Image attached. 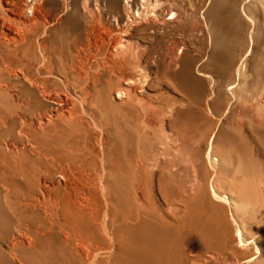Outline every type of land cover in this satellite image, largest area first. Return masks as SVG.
<instances>
[{"label": "rangeland", "instance_id": "374dc122", "mask_svg": "<svg viewBox=\"0 0 264 264\" xmlns=\"http://www.w3.org/2000/svg\"><path fill=\"white\" fill-rule=\"evenodd\" d=\"M116 1L118 8L115 9L111 7L110 0L36 1L44 5L46 19L49 22L45 34H39V37L50 38L54 71L61 69L67 72L73 61L76 60V63L73 64L78 68L81 67L77 69L82 76L80 79L77 78L78 81L82 79L78 82L79 88L83 86L80 89L82 91L76 92L77 95L71 94L70 100L67 101L70 103L72 100L77 106L76 108L73 106L75 109L73 112L77 111L76 115L78 113L77 119L73 118L72 120H66L63 118V114L55 115L57 106L54 107V104L46 99L41 98L42 103L36 106L35 98L23 92L20 86L14 90L19 94L15 93L16 95L13 97L10 96L12 93L9 90L0 89V93H2L0 95V264H153L152 259H149V263L142 260V244H139V236L132 229L137 217L145 224V231L150 233L151 229L152 234L156 232L152 239L157 240V244H160L161 248L157 254L158 261L154 264H264V61L262 62L264 60V0H238V2L237 0H224L225 2L222 0ZM29 2L28 5L31 6L32 2ZM159 3L163 4L162 8ZM228 4L233 8L234 15L229 21L232 24L229 23V26H226L217 17H219L221 6ZM155 5L156 8L159 5L157 9H155ZM169 8H174L175 12L179 13L176 14L178 16L170 18ZM236 20L240 23H236ZM213 23H215V27H213ZM73 26L75 27L73 28ZM255 35H261V37ZM245 38L249 39V43ZM236 42H240V44L237 45ZM54 48L56 49L54 50ZM57 56H60V59ZM86 56L90 59H87ZM121 57L123 59L126 57L127 61H123ZM128 58H131L133 62ZM62 60L66 64L61 62ZM120 60L122 61L120 62ZM83 64L85 68L82 66ZM185 65L190 67L194 76L201 79L203 87L201 94H196L195 84L192 81L182 78L181 74L184 72ZM86 76L87 78H85ZM119 78L121 79L119 80ZM104 79L107 83H104ZM108 79L111 81L110 83L107 81ZM122 79L123 81H121ZM130 80L134 91L132 96L129 95L127 98L122 90L125 91ZM10 82H16L18 85L20 83L14 79ZM52 82L54 83V81ZM111 83H114L112 86H115L111 87ZM174 83L176 84L174 85ZM177 83H179L178 86ZM84 86H88L89 97L83 94ZM118 86L120 89H115ZM121 87L123 88L121 89ZM107 89L108 91H105ZM110 90L112 92H109ZM76 97L77 99H74ZM93 97L97 99L94 101ZM133 97H135V102ZM29 98H33L32 101H34L32 102ZM139 99H141L140 102ZM192 100L196 104L194 107ZM124 101H129L126 103L128 105H125ZM26 102H29V106ZM120 103L124 105L122 106ZM91 104L95 105V108ZM25 105L27 108L24 107ZM81 105L84 108H81ZM58 106L60 107V105ZM68 106L69 108H67ZM68 106L65 108L66 110L71 108L70 104ZM149 106H152L153 110ZM37 107L40 108L37 109ZM143 108L147 109V112H144ZM168 108L171 110L170 112ZM154 110H158V112L156 113ZM166 110L168 111L165 112ZM82 111L86 113L83 114ZM104 111L108 113L109 118ZM12 112L18 115L14 120L9 117ZM178 113L179 115H177ZM162 114L163 117H161ZM155 115H157V119L154 118ZM139 116L143 121H140ZM40 117L50 118L51 124H48L46 131L42 134L38 132L37 135H30L26 129L27 123L37 122ZM114 117L115 120L120 119L121 121L118 120L120 121L118 123L117 120H112ZM78 119L80 120L78 121ZM157 120L158 122L162 120L158 126ZM108 121L111 122L110 125ZM128 122L131 124V128H128ZM90 123L92 131L89 128ZM133 124H135L134 128H132ZM175 125H179V127ZM146 126L151 129L147 128V130ZM152 127L155 128L152 129ZM83 128L86 129L85 132ZM115 129L116 133L114 132V134L112 131ZM134 129L136 132L133 131ZM117 130L119 138H117ZM123 131L127 133H123ZM126 134L127 136H125ZM131 134L136 137V142ZM62 135L64 136L62 137ZM143 136L145 137L143 138ZM124 137L126 140H121L125 139ZM96 138L98 142L95 140ZM83 139L86 144L81 142ZM129 142L132 143V146ZM126 145L127 147H125ZM139 146L143 148L141 147V149ZM145 150L147 155L143 153ZM125 152L127 155H124ZM134 152L136 153L134 154ZM87 159L90 160L91 165ZM139 159L143 164H139ZM153 160H155V166L152 164ZM157 162L158 165H156ZM142 165L148 166L144 168L145 166L142 167ZM169 166L172 168L170 169ZM130 167L134 168L132 172L129 170ZM155 167L165 173H161ZM135 169L140 172L137 174L138 171L134 172ZM173 169L177 173L172 171ZM77 171H83L85 174V197H89L90 204L97 209L98 221L104 219L111 229L113 254L111 253L112 257L109 259L101 253L92 262L86 263L85 260L64 246L57 220L50 219L56 223L55 225L41 226V220L54 217V208L60 207L63 197L69 196L73 192L71 187L74 183L73 173ZM148 172L155 175L149 177V174L152 173L148 174ZM206 173L208 174L205 175ZM100 174H102L101 177ZM126 174L130 178L126 177ZM131 175L136 177L133 179ZM169 177H171V181H168ZM126 179L128 182L125 181ZM139 180L145 182L141 183ZM173 180L174 182H172ZM199 181L201 186L200 184L196 186V183H200ZM106 183L108 184L106 185ZM164 183L167 184L166 187ZM202 183H207V185L202 186ZM231 184L232 186H230ZM180 186L181 188H179ZM169 189L170 193H168ZM213 190L217 191V195L220 196H212ZM76 199L78 202L84 199L79 190ZM130 199L131 202L134 201L131 203ZM183 200L186 204H183ZM129 205L130 208H128ZM215 207H218V210ZM134 211L136 212L134 213ZM179 214L183 215L180 217ZM219 214L221 215L219 216ZM158 222L161 224L158 225ZM186 223L188 225H185ZM204 226L207 229H204ZM26 228L30 231L26 232L29 238L25 237L30 242L29 246L17 244L16 240L20 235H23V232L27 231ZM36 229L41 232L39 235L35 234Z\"/></svg>", "mask_w": 264, "mask_h": 264}, {"label": "bare ground", "instance_id": "6f19581e", "mask_svg": "<svg viewBox=\"0 0 264 264\" xmlns=\"http://www.w3.org/2000/svg\"><path fill=\"white\" fill-rule=\"evenodd\" d=\"M28 1H30V2H32V5L30 6V5H28ZM36 1H38V0H0V89H2V90H9L12 94L10 95V96H15L16 94L15 93H17V92H15L14 90L17 88V86L19 87H21V90L23 91V92H26V94L27 95H29V96H32V97H34L35 98V100H36V106H38V105H40L41 103H42V99L41 98H43L44 100L46 99L47 101H50V102H52L53 104H54V107L55 106H57V109H56V113H55V115H58V114H63V118H66V120H72L73 118H75V119H77L76 118V116L78 115V113H77V115H76V112H73L75 109H73V106H75V103H73V101L71 100V102L70 103H68L67 101L68 100H70V98H71V94H73V95H77L76 94V92H80V91H82V90H80V89H82V86L79 88V85L80 84H78V82L79 81H81V80H77V78H79L80 79V76H81V74H80V71L78 70L79 68H81V67H76L75 66V64H73L75 61H73V63H72V65L69 67V71H67L66 72V70L65 71H62L61 69L60 70H57V71H54V68L52 67L53 65V58H52V50H51V48H50V46H52V45H50V38L49 37H39V34H45L44 32H45V30H46V26L48 25V21H47V19H46V11H45V9H44V5L41 3V2H36ZM71 1V0H70ZM147 1V0H146ZM149 1V0H148ZM147 1V2H148ZM157 1V0H156ZM222 1H224V0H222ZM29 2V3H30ZM221 2V1H220ZM225 2V1H224ZM227 2V1H226ZM230 2V1H229ZM237 2H238V0H237ZM242 2V1H241ZM248 2V1H247ZM246 2V3H247ZM145 4H147L146 2H144ZM164 3V2H163ZM219 3V2H218ZM70 4V3H69ZM77 4H78V2H77ZM160 4V3H159ZM165 4V3H164ZM172 5H173V2L171 3ZM179 4V3H178ZM216 4V3H215ZM223 4V3H222ZM238 4V3H237ZM241 4V3H240ZM110 5H111V7L112 8H118V3H117V1L116 0H110ZM128 5H129V3H128ZM163 5V4H162ZM161 4H160V6H161V8L163 7ZM174 5H176V4H174ZM180 5V4H179ZM218 5V4H217ZM245 5V4H244ZM30 6V7H29ZM158 6L159 5H157V8H158ZM165 6V5H164ZM167 6V5H166ZM171 6V5H170ZM169 6V7H170ZM178 6V5H177ZM173 7V6H172ZM181 7V6H180ZM213 7H215V6H213ZM217 7H219V6H217ZM216 7V8H217ZM222 8L220 9L221 11H220V14H219V17H217V18H219V21L220 22H224V24H226V26H229L228 24L230 23L229 21L233 18V15H234V11H233V8L231 7V5L230 4H228V5H222L221 6ZM238 7V6H237ZM29 8V9H28ZM156 8V5H155V9H157ZM178 8V7H177ZM160 9V8H159ZM179 9V8H178ZM239 9V8H238ZM250 9V8H249ZM235 10H237V9H235ZM243 11H244V9H242ZM246 10V9H245ZM248 10V9H247ZM159 11V10H158ZM164 11V10H163ZM249 11H251V10H249ZM212 12V11H211ZM157 13V12H156ZM167 13V12H166ZM213 13V12H212ZM216 13V12H215ZM241 13H244V12H241ZM246 13H247V11H246ZM251 13V12H250ZM252 13H253V11H252ZM264 13V12H263ZM139 14H141V13H139ZM169 14L171 15L170 16V18H172L173 19V17H175V15L176 14H179V13H177V11L175 12V10H174V8H169ZM254 14V13H253ZM156 15V14H155ZM212 15V14H211ZM215 15V14H214ZM238 15V14H237ZM244 15V14H243ZM264 15V14H263ZM176 16H178V15H176ZM249 16H251V15H249ZM215 17H216V15H215ZM239 17V16H238ZM237 17V18H238ZM158 18V17H157ZM234 18L236 19V17L234 16ZM249 18V17H248ZM251 19H253V18H251ZM214 20V19H213ZM238 21H239V18H238ZM237 20H236V23L238 22ZM242 21V20H241ZM77 22V21H76ZM213 22V21H212ZM215 22V21H214ZM250 22V21H249ZM238 23H240V22H238ZM258 23V22H257ZM257 23H255V24H257ZM215 23H213V25H214ZM230 24H232V23H230ZM234 24V23H233ZM245 24V23H244ZM255 24H253V25H255ZM261 24V23H260ZM238 25V24H237ZM250 25V24H249ZM240 26V25H239ZM238 26V27H239ZM248 26V25H247ZM247 26H246V28H247ZM257 26H258V24H257ZM75 26H73V28H74ZM213 27H215V25L213 26ZM255 27V26H254ZM258 28H259V26H258ZM258 28H257V30H258ZM241 29H243V28H241ZM245 29V28H244ZM240 30V29H239ZM247 30V29H246ZM246 30H244V31H246ZM254 30V29H253ZM253 30H251V31H253ZM235 31V30H234ZM238 31V30H237ZM248 31V30H247ZM217 33V32H216ZM240 33H241V31H240ZM240 33H238V34H240ZM242 33H243V30H242ZM254 33V32H253ZM62 34V33H61ZM79 34V33H78ZM246 34H248L247 32H246ZM257 34V33H256ZM259 34H260V32H259ZM42 35V36H43ZM233 35V34H232ZM235 35V34H234ZM242 35V34H241ZM251 35V34H250ZM61 36V35H60ZM245 37H246V35H244ZM253 36V35H252ZM256 36V35H255ZM258 36H260L261 37V35H257L256 37H258ZM65 37V36H64ZM214 38V37H213ZM242 38V37H241ZM240 38V39H241ZM247 38H249L248 36H247ZM263 38V37H262ZM58 39V38H57ZM76 39V38H75ZM236 39V38H235ZM238 39H239V36H238ZM237 39V40H238ZM246 39V38H245ZM256 39V38H255ZM259 39H261V38H259ZM264 39V38H263ZM65 40V39H64ZM63 40V41H64ZM115 40V39H114ZM232 40V39H231ZM247 40V39H246ZM249 40V39H248ZM248 40H247V42H248ZM254 40V39H253ZM55 41V40H54ZM62 41V40H61ZM116 41V40H115ZM241 41V40H240ZM256 41V40H255ZM257 41H258V39H257ZM261 41V40H260ZM71 42V41H70ZM214 42V41H213ZM235 42V41H234ZM233 42V43H234ZM116 43V42H115ZM119 43V42H118ZM232 43V42H231ZM237 43V42H236ZM249 43V42H248ZM252 43V42H251ZM257 43V42H256ZM261 43V42H260ZM238 44H240V42H238L237 43V45ZM58 45V44H57ZM214 45H215V43H214ZM76 46V45H75ZM243 46V45H242ZM246 46V45H245ZM72 47V46H71ZM234 48V47H233ZM232 48V49H233ZM243 48V47H242ZM241 48V49H242ZM245 48H247V47H245ZM252 48V47H251ZM262 48V47H261ZM56 48H54V50H55ZM231 49V48H230ZM240 49V50H241ZM244 49V48H243ZM60 50V49H59ZM79 50V49H78ZM234 50V49H233ZM245 50V49H244ZM248 50V49H247ZM62 52V51H61ZM64 52H66V51H64ZM238 52V51H237ZM245 52V51H244ZM54 53V52H53ZM78 53V52H77ZM233 53V52H232ZM249 53V52H248ZM79 54V53H78ZM77 54V55H78ZM231 54V53H230ZM250 54V53H249ZM55 55V54H54ZM70 55H71V52H70ZM240 55H241V53H240ZM247 55V54H246ZM245 55V56H246ZM56 56V55H55ZM60 56H61V54H60ZM60 56H57L59 59H60ZM63 56H65V55H63ZM91 56V55H90ZM211 56V55H210ZM239 56V55H238ZM73 57H74V59H76L75 58V56H74V54H73ZM79 57V56H78ZM85 57V56H84ZM87 57V56H86ZM131 58H132V56H130ZM236 57V56H235ZM56 58V57H55ZM66 58H67V56H66ZM81 58H82V56H81ZM122 58V57H121ZM126 58V57H125ZM123 59V61H125L126 59ZM131 58H128V59H131ZM260 58V57H259ZM261 58H263V57H261ZM57 59V58H56ZM62 59V58H61ZM83 59V58H82ZM87 59H90V58H88L87 57ZM119 59V58H118ZM228 59H231V58H228ZM257 59V58H256ZM117 60V59H116ZM132 60V59H131ZM130 60V61H131ZM236 60V59H235ZM71 61H72V58H71ZM89 61V60H88ZM122 60H120V62H121ZM127 61V60H126ZM182 61V60H181ZM188 61V60H187ZM231 61V60H230ZM232 61H234L233 59H232ZM264 60H262V62H263ZM61 62H63V60L61 61ZM60 62V63H61ZM67 62H68V60H67ZM83 62H84V60H83ZM131 62H133V60L131 61ZM180 62V61H179ZM229 62V61H228ZM64 63V62H63ZM63 63H61V64H63ZM76 63V62H75ZM123 63H125L126 64V62H123ZM122 63V64H123ZM130 63V62H129ZM128 63V64H129ZM259 63H261V61H259ZM60 64V65H61ZM64 64H66V63H64ZM70 64V63H69ZM87 64H89V63H87ZM92 64V63H91ZM91 64H90V66H91ZM133 64V63H132ZM132 64H131V66H132ZM179 64V63H178ZM212 64V63H211ZM232 64H233V62H232ZM241 64H243V63H241ZM77 65V64H76ZM120 65V64H119ZM124 65V64H123ZM130 65V64H129ZM226 65H228V64H226ZM229 65H231V64H229ZM62 66H64V65H62ZM80 66V65H79ZM83 67H84V64L82 65ZM113 65H111V67H112ZM121 66V65H120ZM241 66V65H240ZM239 66V68H241ZM82 67V68H83ZM93 67V66H92ZM128 67H130V66H128ZM56 68V67H55ZM63 68V67H62ZM64 68H65V66H64ZM64 68H63V70H64ZM78 68V69H77ZM85 68V67H84ZM88 68V67H87ZM87 68H86V70H87ZM113 68H114V66H113ZM116 68V67H115ZM120 68V67H119ZM122 68V67H121ZM180 68H181V66H180ZM221 68H223V67H221ZM184 70V72L181 74V76H182V78H186L187 80H190V81H192L195 85V92H196V94L197 95H199V94H201V92L203 91V87H202V83H201V79H198L196 76H194L193 74H192V70L190 69V67L188 66V65H185L184 66V68H183ZM201 69V68H200ZM67 70H68V68H67ZM115 70V69H114ZM131 70V69H130ZM180 70V69H179ZM202 70V69H201ZM222 70V69H221ZM82 71H83V69H82ZM85 71V70H84ZM89 71V70H88ZM113 71V70H112ZM111 71V72H112ZM197 71V70H196ZM225 71V70H224ZM121 72V71H120ZM119 72V73H120ZM198 72H200L199 70H198ZM85 73V72H84ZM113 73V72H112ZM224 73V72H223ZM229 73V72H228ZM231 73V72H230ZM109 74V73H108ZM115 74V73H114ZM202 74V73H201ZM204 74V73H203ZM225 74V73H224ZM84 75V74H83ZM107 75V74H106ZM110 75H112V74H110ZM198 75V74H197ZM220 75V74H219ZM98 76V75H97ZM112 76H114V75H112ZM123 76V75H122ZM82 77V76H81ZM89 77V76H88ZM100 77V76H99ZM106 77V76H105ZM104 77V78H105ZM121 77V76H120ZM229 77V76H228ZM52 78V79H51ZM85 78H87V76L85 77ZM84 78V79H85ZM90 78V77H89ZM96 78V77H95ZM98 78V77H97ZM109 78H111V77H109ZM122 78V77H121ZM121 78H119V80L121 79ZM123 78H124V76H123ZM176 78H177V76H176ZM15 80V81H20V83H19V85L18 84H16V82H13V83H11L10 82V80ZM83 79V80H84ZM107 79V78H106ZM114 79H116V78H114ZM171 79V78H170ZM225 79H226V76H225ZM98 80V79H97ZM173 80V79H172ZM52 81H54V83H55V85H52V84H54ZM86 81V80H85ZM100 81H101V79H100ZM104 83H107L106 82V80L104 79ZM107 81H109V79L107 80ZM114 81V80H113ZM116 81H118V80H116ZM121 81H123V79L121 80ZM51 82H52V84H51ZM84 82V81H83ZM82 82V83H83ZM88 82H89V80H88ZM111 81H109V83H110ZM118 82H120V81H118ZM135 82V81H134ZM235 82V81H234ZM100 83V82H99ZM117 83V82H116ZM130 83H132V81L130 80L129 82H128V86L125 88V91L123 92V90H122V93L124 94L125 93V97H127V98H129V95H131L132 96V94H133V91H134V88H133V86L132 85H130ZM233 83V82H232ZM231 83V84H232ZM88 84H90V83H88ZM87 84V85H88ZM112 84H114V83H111V87H113V86H115V85H113L112 86ZM119 84V83H118ZM176 83H174V85H175ZM101 85V84H100ZM105 85H107L108 86V84H105ZM104 85V86H105ZM135 85V84H134ZM179 85V83H177V86ZM103 86V87H104ZM181 86H183V85H181ZM231 86H233V85H231ZM85 88H83L84 90H83V94L84 95H87L88 96V86H84ZM100 87V86H99ZM99 87H97V88H99ZM106 87V86H105ZM119 87V86H118ZM118 87H116L115 89H120V87L118 88ZM124 87V86H123ZM123 87H121V89L123 88ZM212 87V86H211ZM235 87V86H234ZM213 88V87H212ZM229 88H231L230 86H229ZM18 89V88H17ZM16 89V90H17ZM106 89V88H105ZM111 89V88H110ZM114 89V88H113ZM136 89H137V87H136ZM179 90H181L180 88H179ZM212 90H214V89H212ZM232 90V89H231ZM234 90V89H233ZM22 91H21V93H22ZM96 91V90H95ZM105 91H108V89L107 90H105ZM220 91V90H219ZM109 92H112V90H110ZM181 92H183V91H181ZM235 92V91H234ZM233 92V93H234ZM96 93V92H95ZM208 93H210V92H208ZM19 93H17V95H18ZM25 94V95H26ZM212 94V93H211ZM236 94V93H235ZM0 95H2V93H0ZM4 95V94H3ZM73 95H72V98H73ZM104 95V94H103ZM109 95H110V93H109ZM135 95V94H134ZM225 95V94H224ZM234 95V94H233ZM39 96H41V97H39ZM78 96H80V95H78ZM95 96V95H94ZM96 96H97V94H96ZM124 96V95H123ZM137 96V95H136ZM187 96V95H186ZM201 96V95H200ZM208 96V95H207ZM2 97V96H1ZM7 97V96H6ZM11 97V98H12ZM19 97V96H18ZM28 97V96H27ZM89 97V96H88ZM92 97V96H91ZM104 97V96H103ZM196 97V96H195ZM225 98H226V96H224ZM223 97V98H224ZM15 98V97H14ZM83 98V97H82ZM85 98V97H84ZM83 98V99H84ZM134 98V102H135V97H133ZM191 98V97H190ZM203 98V97H202ZM221 98V97H220ZM7 99V98H6ZM30 99V98H29ZM33 99V98H32ZM32 99H30L31 101H32ZM74 99H77V97L76 98H74ZM93 99H94V101H95V99H97V98H95V97H93ZM92 99V100H93ZM101 99V98H100ZM105 99V98H104ZM107 99H108V97H107ZM130 99H132L131 97H130ZM88 100V99H87ZM91 100V99H90ZM106 100V99H105ZM128 100V99H127ZM133 100V99H132ZM132 100H130V101H132ZM191 100V99H190ZM189 100V101H190ZM11 101V100H10ZM34 101V100H33ZM32 101V102H33ZM41 101V102H40ZM78 101V100H77ZM84 102H85V100H83ZM93 101V104H95V102ZM126 101V100H125ZM124 101V102H125ZM141 101V99H139V102ZM174 101V100H173ZM175 101H176V99H175ZM199 101V100H198ZM45 102V101H44ZM43 102V103H44ZM65 102H67V103H65ZM123 102V101H122ZM129 101H127V102H125L124 104L125 105H128V104H126V103H128ZM134 102H133V104H134ZM143 102V101H142ZM183 102V101H182ZM191 102H194L193 100L191 101ZM8 103H9V101H8ZM12 103V102H11ZM29 103V102H28ZM28 103L26 102V104L28 105ZM81 103H82V101H81ZM132 103V102H131ZM146 102H144V105H146L145 104ZM148 103V102H147ZM177 103V102H176ZM190 103V102H189ZM203 103V102H202ZM201 103V104H202ZM15 104V103H14ZM23 104H25L24 102H23ZM33 104H35V103H33ZM32 104V105H33ZM48 104H50L49 102H48ZM65 104V105H64ZM68 104H70L71 105V108L70 109H65L67 106H68ZM76 104H78L77 102H76ZM93 104H91V106H93ZM121 104V103H120ZM123 103L121 104L122 106L124 105ZM137 104H138V101H137V103H136V107H137ZM142 104V103H141ZM173 104H174V102H173ZM180 104V103H179ZM194 105H192L193 107L194 106H196V104H195V102L193 103ZM18 105V104H17ZM27 105H25L24 107H26L27 108ZM47 105V104H46ZM51 105V104H50ZM58 105H60V107L58 106ZM86 105V104H85ZM89 105V104H88ZM117 105V104H116ZM135 105V104H134ZM149 105V104H148ZM151 105H153V104H151ZM204 105H205V103H204ZM14 106V105H13ZM16 106V105H15ZM29 106V105H28ZM35 106V107H36ZM52 106V105H51ZM95 106V105H94ZM93 106V107H94ZM119 106V105H118ZM139 106H140V104H139ZM250 106V105H249ZM253 106V105H252ZM252 106H250V107H252ZM33 107V106H32ZM46 107V106H45ZM53 107V106H52ZM77 106H75V108H76ZM92 107V108H93ZM106 107H108V106H106ZM105 107V108H106ZM115 107V106H114ZM117 107V106H116ZM121 107V106H120ZM128 107V106H127ZM131 107H132V105H131ZM148 107V106H147ZM146 107V108H147ZM150 107V106H149ZM15 108V107H14ZM25 108V109H26ZM28 108H30V107H28ZM38 108H40V107H37V109ZM67 108H69V106L67 107ZM81 108H84V106L82 107V105H81ZM91 108V107H90ZM95 108V107H94ZM119 108V107H118ZM129 108V107H128ZM135 108V106L133 107V109ZM141 108H142V106H141ZM145 108V107H144ZM144 108H143V110H144ZM152 108V106L150 107V109ZM163 108V107H162ZM171 108H175V107H171ZM198 108H199V105H198ZM37 109H30V110H37ZM72 109V110H71ZM108 109V108H107ZM106 109V110H107ZM120 109V108H119ZM118 109V110H119ZM155 109V108H154ZM164 109V108H163ZM169 109V108H168ZM200 109H203V108H201L200 107ZM27 110H29V109H27ZM71 110V111H70ZM80 110V109H79ZM78 110V111H79ZM83 110V109H82ZM104 110V109H103ZM102 110V111H103ZM110 110V109H109ZM130 110H131V108H130ZM142 110V109H141ZM147 110V109H146ZM146 110H144V112H147ZM151 110H153V109H151ZM160 110V109H159ZM220 110V109H219ZM14 111V110H13ZM48 111V110H47ZM86 111V110H85ZM97 111H99V109H97ZM101 111V110H100ZM154 111H156V113L158 112V110H154ZM162 111V110H161ZM168 110H166L165 112H167ZM171 110L169 109V112H170ZM173 111H174V109H173ZM24 112H25V110H24ZM27 112V111H26ZM104 112H106V111H104ZM103 112V113H104ZM133 112H134V110H133ZM164 112V111H163ZM191 112V111H190ZM41 113V112H40ZM40 113H38V114H40ZM45 113V112H44ZM82 113H83V111H82ZM84 113H86V112H84ZM83 113V114H84ZM88 113V112H87ZM92 113V112H91ZM107 113V112H106ZM155 113V112H154ZM159 113H161V112H159ZM172 113V112H171ZM174 113V112H173ZM192 113V112H191ZM195 113V112H194ZM198 113V112H197ZM47 114V113H46ZM49 114V113H48ZM81 114V113H80ZM80 114H79V116H80ZM126 114V113H125ZM129 114H130V111H129ZM132 115H134L133 113H131ZM136 114V113H135ZM145 114H148V113H145ZM151 114V113H150ZM164 114V113H163ZM163 114L161 115V117H163ZM167 114H169V113H167ZM190 114V113H189ZM45 115V114H44ZM51 115V114H50ZM50 115H49V117H50ZM90 115V114H89ZM93 115V114H92ZM91 115V116H92ZM97 115V114H96ZM107 115H108V113H107ZM177 115H179V113L177 114ZM195 115H197L196 113H195ZM4 116H6L5 114H4ZM18 115H17V113H14V112H12V114H9V117L10 118H12L13 120H14V118H16ZM46 116V115H45ZM87 116V115H86ZM95 116V115H94ZM101 116H104V115H101ZM113 116V115H112ZM111 116V117H112ZM135 116V115H134ZM138 116V115H137ZM137 116H136V118H137ZM145 116V115H144ZM156 116L157 115H155V117L154 118H156ZM164 116H166V114H164ZM175 116V115H174ZM58 117V116H57ZM83 117V119H84V116H82ZM99 117V116H98ZM105 117V116H104ZM131 117V116H130ZM140 117V116H139ZM146 117V116H145ZM151 117V116H150ZM169 117V116H168ZM170 117H171V114H170ZM191 117V116H190ZM193 117H195V116H193ZM197 117V116H196ZM53 118V117H52ZM62 118V117H61ZM86 118V117H85ZM90 118V117H89ZM92 118V117H91ZM106 118V117H105ZM104 118V119H105ZM108 118H109V115H108ZM116 118H117V116H116ZM135 118V119H136ZM143 118V117H142ZM160 118V117H159ZM165 118V117H164ZM163 118V119H164ZM175 118V117H174ZM8 119V118H7ZM139 119H141V117L139 118ZM138 119V120H139ZM157 119V118H156ZM166 119V118H165ZM171 119V118H170ZM176 119V118H175ZM174 119V120H175ZM193 119V118H192ZM54 120V119H53ZM57 120V119H56ZM58 120H60V119H58ZM62 120V119H61ZM80 119H78V121H79ZM86 120V119H85ZM95 120V119H94ZM112 120H114V121H116L117 120V122L119 123L121 120L120 119H116L115 120V117L114 118H112ZM118 120H120V121H118ZM129 120H130V118H129ZM132 120H134V118H132ZM159 120V119H158ZM158 120L156 121V123H157V126H158V123H160L161 121H159L158 122ZM189 120V119H188ZM2 121V120H1ZM26 121V120H25ZM77 121V122H78ZM88 121V120H87ZM97 121V120H96ZM113 121V122H114ZM131 121V120H130ZM135 121V120H134ZM136 121H137V119H136ZM140 121H143L142 119L140 120ZM52 122H54V121H52ZM82 122V121H81ZM80 122V123H81ZM84 122V121H83ZM90 122V121H89ZM88 122V123H89ZM95 122V121H94ZM94 122H93V124H94ZM109 122V121H108ZM116 122V123H117ZM125 122V121H124ZM127 122V121H126ZM132 122V121H131ZM138 122V121H137ZM153 122H154V120H153ZM164 122H165V120H164ZM163 122V123H164ZM176 122V121H175ZM50 123V118H48V117H44V118H42V117H40V119H38V121L37 122H33V121H30V122H28L27 124V127H26V129H28V131H29V134L31 135H33V134H35V135H37L38 134V132H41V134H42V132H45L46 130V127L48 126V124ZM55 124H57L56 122H54ZM54 123H53V125H54ZM84 123H86V122H84ZM83 123V124H84ZM97 123V122H96ZM99 123H101V122H99ZM110 123L111 122H109L108 124L110 125ZM117 123V124H118ZM133 123V122H132ZM143 123V122H142ZM51 124V123H50ZM59 124V123H58ZM66 124V123H65ZM78 123H76V125H77ZM98 124V123H97ZM121 124V123H120ZM140 124V123H139ZM147 124V123H146ZM149 124V123H148ZM170 124H171V122H170ZM169 124V125H170ZM180 124V123H179ZM184 124V123H183ZM53 125H51V126H53ZM62 125H63V123H62ZM71 125H72V123H71ZM70 125V126H71ZM90 125V131H92L91 130V123L89 124ZM105 125V124H104ZM106 125H107V121H106ZM129 125V126H128ZM131 124H129V122H128V124H127V126H128V128L130 127L131 128V126H130ZM134 125L135 124H133V126H132V128H134ZM142 125V124H141ZM140 125V126H141ZM144 125V124H143ZM142 125V126H143ZM185 125V124H184ZM184 125H183V127H184ZM74 126H75V124H74ZM73 126V127H74ZM77 126H79V124L77 125ZM76 126V129L78 128ZM86 126V125H85ZM95 126V125H94ZM113 126V125H112ZM124 126H125V124H124ZM145 126V125H144ZM155 126V125H154ZM161 126V125H160ZM164 126V125H163ZM176 126V125H175ZM87 127V126H86ZM95 127H97V126H95ZM95 127H93V128H95ZM118 127V126H117ZM116 127V128H117ZM151 127V126H150ZM176 127H179V125H177ZM182 127V126H181ZM182 127V128H183ZM101 128V127H100ZM112 128V127H111ZM110 128V129H111ZM145 128V127H144ZM143 128V130H145ZM148 127L146 126V129H147ZM155 128V127H154ZM153 127H152V129H154ZM181 128V129H182ZM79 129H80V127H79ZM78 129V131L79 132H81L82 131V129H80L79 130ZM84 129V128H83ZM99 129V128H98ZM117 129H119V128H117ZM136 129V128H135ZM133 130L134 132H136V130ZM140 129H141V127H140ZM139 129V130H140ZM148 129H151V128H148ZM147 129V130H148ZM161 129H162V127H161ZM178 129V128H177ZM32 132H31V131ZM75 130V129H74ZM85 130L86 129H84L83 131L85 132ZM87 130H88V128H87ZM97 130V129H96ZM109 130V129H108ZM112 130H113V128H112ZM120 130V129H119ZM53 131V130H52ZM90 131H89V133H90ZM103 131V130H102ZM101 131V132H102ZM121 131V130H120ZM129 131V130H128ZM132 130H131V133L133 132ZM164 131V130H163ZM178 131V130H177ZM95 132V131H94ZM98 132H100V131H98ZM113 133L115 132L116 133V129H115V131H112ZM125 131H123V133H124ZM133 132V133H134ZM172 132V131H171ZM65 133V132H64ZM63 133V134H64ZM83 133V132H82ZM88 133V132H87ZM88 133V134H89ZM110 133V132H109ZM114 133V134H115ZM121 133H122V131H121ZM125 133H127V132H125ZM132 133V134H133ZM24 134V133H23ZM74 134V133H73ZM85 134V133H84ZM103 134H104V131H103ZM105 134H107V133H105ZM113 134V135H114ZM132 134H131V136H132ZM142 134H146V133H142ZM25 135V134H24ZM56 135V134H55ZM80 135V134H79ZM78 135V138L80 137ZM95 134L93 133V136H94ZM98 135V134H97ZM112 135V136H113ZM120 135V134H119ZM122 135V134H121ZM134 135V134H133ZM140 135H141V133H140ZM27 136V135H26ZM51 136V135H50ZM64 135H62V137H63ZM88 136V135H87ZM90 136H91V134H90ZM111 136V135H110ZM123 136V135H122ZM125 136H127V134L125 135ZM130 136V137H131ZM135 136V135H134ZM138 136H139V134H138ZM168 136V135H167ZM178 136H179V134H178ZM55 137V136H54ZM58 137V136H57ZM85 137V136H84ZM83 137V138H84ZM89 137V136H88ZM95 137V136H94ZM100 137H102L101 135H100ZM99 137V138H100ZM121 137V136H120ZM145 136H143V138H144ZM172 137V136H171ZM174 137H176L177 138V136H174ZM48 138V137H47ZM53 138V137H52ZM82 138V137H81ZM87 138V137H86ZM90 138V137H89ZM116 138V137H115ZM117 138H119V136H118V130H117ZM122 138V137H121ZM125 138V137H124ZM132 138L135 140V138L136 137H133L132 136ZM139 139H140V137H138ZM142 138V139H143ZM167 138H169V137H167ZM181 138V137H180ZM100 139H102V138H100ZM129 139V138H128ZM127 139V140H128ZM90 140V139H89ZM96 141H97V138L95 139ZM121 140H126V138L125 139H121ZM131 140V139H130ZM134 140H132L133 142H134ZM173 140V139H172ZM234 140V139H233ZM137 140H135V142H136ZM142 141H144V140H142ZM165 141H166V139H165ZM170 141V140H169ZM169 141H167V142H169ZM235 141V140H234ZM81 142H85L84 141V139H83V141H81ZM87 142V141H86ZM90 142V141H89ZM98 142V141H97ZM101 142V141H100ZM107 142V141H106ZM122 142H124V141H122ZM121 142V143H122ZM172 142V141H171ZM102 143H103V140H102ZM117 143H119V142H117ZM116 143V144H117ZM126 143V142H125ZM124 143V144H125ZM130 143V142H129ZM144 143V142H143ZM7 144V143H6ZM84 144H86V143H84ZM113 144V143H112ZM115 144V143H114ZM123 144V145H124ZM131 144V146H132V143H130ZM130 144H127V145H130ZM135 144V143H134ZM133 144V145H134ZM137 144V143H136ZM142 144V143H141ZM171 144V143H170ZM175 144H177L176 142H175ZM102 145V144H101ZM110 145V144H109ZM118 145V144H117ZM116 145V146H117ZM127 145L125 146V147H127ZM86 146V145H85ZM113 146V145H112ZM121 146V145H120ZM135 146V145H134ZM144 146V145H143ZM130 147V146H129ZM138 147V146H137ZM137 147H134V148H136L137 149ZM142 146H139V148H141ZM139 148H138V151H139ZM143 148V147H142ZM141 148V149H142ZM145 148V147H144ZM120 149H123V148H120ZM125 151H126V149H124ZM121 151V150H120ZM116 152H118V151H116ZM130 152V151H129ZM141 152V151H140ZM124 153V152H123ZM136 152H134V154H135ZM139 153V152H138ZM137 153V154H138ZM143 153H145L146 154V150H145V152L143 151ZM169 153V152H168ZM167 153V154H168ZM82 154V156H83V153H81ZM133 154V153H132ZM165 154V153H164ZM88 155V154H87ZM124 155H127V153L125 152V154ZM141 155V154H140ZM139 155V156H140ZM147 155V154H146ZM86 156V155H85ZM96 156V155H95ZM138 156V158H140ZM145 156V155H144ZM124 157V156H123ZM142 157V156H141ZM148 157V156H147ZM146 157V158H147ZM81 158V157H80ZM80 158H79V160H80ZM103 158H105V157H103ZM125 158H126V156H125ZM153 158V157H152ZM90 159V158H89ZM101 159V158H100ZM112 159V158H111ZM141 159V158H140ZM139 159V160H140ZM143 159H145V158H143ZM151 159V158H150ZM156 159V158H155ZM166 159V158H165ZM91 160V159H90ZM90 160H88L87 159V161H89L90 162ZM93 160H94V158H93ZM92 160V161H93ZM122 160V159H121ZM152 160V159H151ZM125 161V160H124ZM131 161V160H130ZM134 161H135V159H134ZM142 161H144L145 162V160H142ZM146 161H147V159H146ZM149 161V160H148ZM157 161V160H156ZM162 161V160H161ZM165 161V160H164ZM168 161V160H167ZM211 161V160H210ZM93 162H95V161H93ZM122 162V161H121ZM136 162H137V160H136ZM154 162H155V160H153V163H152V161H151V163L154 165ZM171 162V161H170ZM174 162V161H173ZM214 162V161H213ZM86 163V162H85ZM128 163V162H127ZM127 163H126V165H127ZM135 163V162H134ZM141 160H140V162H139V164L141 165ZM175 163V162H174ZM80 164V163H79ZM90 165H91V162L89 163ZM95 164V163H94ZM136 164H138V163H136ZM143 164V163H142ZM152 164H150L151 165V167H152ZM171 164H172V162H171ZM19 165V164H18ZM17 165V166H18ZM28 165V164H27ZM124 165V164H123ZM156 165H158V162H157V164ZM168 165H169V162H168ZM213 165V164H212ZM214 165H215V163H214ZM105 166V165H104ZM103 166V167H104ZM122 166V165H121ZM129 166V165H128ZM136 166V165H135ZM145 166V165H144ZM143 165H142V167H144ZM148 166V165H147ZM147 166H145L144 168H147ZM155 166V165H154ZM162 166V165H161ZM163 166H164V164H163ZM175 166H176V164H175ZM70 167V166H69ZM81 167H85V166H81ZM97 167V166H96ZM99 167V166H98ZM117 167V166H116ZM123 167V166H122ZM140 167V166H139ZM151 167H150V170H151ZM158 167V166H157ZM157 167H155V168H157ZM168 167V166H167ZM108 168V167H107ZM126 168V167H125ZM129 168V167H128ZM138 168V167H137ZM144 168H143V170H144ZM164 168V167H163ZM162 168V169H163ZM169 168H170V166H169ZM169 168H168V170H169ZM172 168V167H171ZM170 168V169H171ZM175 168H177V167H175ZM96 170H97V168H95ZM94 169V170H95ZM133 169L134 168H132L131 169V167H130V169L129 170H131V172L133 171ZM139 169V168H138ZM153 169V168H152ZM166 169V168H165ZM164 169V170H165ZM87 170V169H86ZM93 170V169H92ZM104 170V169H103ZM127 170V169H126ZM136 170L137 169H135L134 170V172H136ZM141 170V169H140ZM149 170V169H148ZM154 170H156V169H154ZM157 170H160V169H158L157 168ZM125 171V170H124ZM138 171V170H137ZM152 171V170H151ZM161 171V170H160ZM172 171H174V172H176L177 173V171H175L174 169L172 170ZM96 172V171H95ZM104 172L106 173V171L104 170ZM120 172V171H119ZM121 172H122V170H121ZM128 172H130V171H128ZM130 172V173H131ZM140 171H138V172H136L137 174L139 173ZM141 172H142V170H141ZM156 172V171H155ZM159 172V171H158ZM162 172H164V171H161V173ZM166 172H167V170H166ZM99 173V172H98ZM98 173H96V174H98ZM123 173H125V172H123ZM144 173L145 174H147L146 173V171H144ZM149 173H152V172H148V174ZM165 173V172H164ZM168 173V172H167ZM166 173V174H167ZM170 173H171V171H170ZM169 173V174H170ZM92 174H93V172H92ZM108 174H109V171H108ZM118 174V173H117ZM128 174V173H127ZM126 174V177H128L129 175H127ZM133 174V173H132ZM136 174V175H137ZM208 173H206L205 175H207ZM85 174L83 173V171H77V172H75V173H73V177H74V183L72 184V190H73V192H71L70 193V195L69 196H65V197H63V199H62V203L60 204V207H58V208H54V212H53V214H54V217L52 216L51 218H49V219H44V220H41V226H45V225H48V226H51L52 224L53 225H55L56 223H54V221L53 220H50V219H54V220H57V222L59 223V231H60V233H61V235H62V237H63V243H64V246L65 247H67L68 248V250H70L73 254H75V255H78L79 257H81L83 260H85V262L86 263H90V262H92V260L94 259V258H96L99 254H104V255H106V258H110V257H112V256H110V255H112L113 253H112V249H111V237L113 236L112 235V232H111V229L109 228V225H107V223H106V221L104 220V219H101L100 221H98V215H97V209L95 208V207H93L91 204H90V202H89V200H90V198L89 197H85V194H86V192H85V190H86V187H85V180H86V177L84 176ZM110 175V174H109ZM113 175V174H112ZM121 175V174H120ZM119 175V176H120ZM124 175V174H123ZM152 175H155V174H149V177H152ZM163 175V174H162ZM172 175V174H171ZM170 175V176H171ZM175 175V174H174ZM102 176V174H100V177ZM105 176V175H104ZM140 176V175H139ZM138 176V177H139ZM173 176V175H172ZM171 176V177H172ZM178 176V174L176 175V177ZM197 176V175H196ZM99 177V176H98ZM121 177V176H120ZM125 177V178H126ZM131 177H132V175H131ZM134 177H136L135 175H133V179H134ZM137 177V178H138ZM143 177V176H142ZM141 177V178H142ZM154 177V176H153ZM171 177H169L170 179L168 180V181H171L172 179H171ZM201 177H203V176H201ZM124 178V179H125ZM128 178H130V177H128ZM127 178V179H128ZM131 178V179H132ZM137 178H136V180H137ZM161 178H162V176H161ZM163 178H164V176H163ZM198 178V177H197ZM112 179V178H111ZM123 179V178H122ZM127 179L125 180V181H127ZM149 180H152V179H150V178H148ZM206 179V178H205ZM204 179V180H205ZM99 180H100V178H99ZM103 180H104V178H103ZM107 180V179H106ZM143 180V179H142ZM146 180V179H145ZM160 180V179H159ZM163 180V179H162ZM166 180V179H165ZM164 180V181H165ZM177 180V179H176ZM198 180H199V178H198ZM202 180V179H201ZM200 180V181H201ZM101 181V180H100ZM130 181V180H129ZM139 181H141V180H139ZM138 181V182H139ZM148 181V180H147ZM161 181V180H160ZM199 181V182H200ZM207 181V180H206ZM102 182V181H101ZM128 182V181H127ZM137 182V183H138ZM143 182H145V181H141V183H143ZM150 182H152V181H150ZM172 182H174V180L172 181ZM171 182V183H172ZM196 182V181H195ZM198 182V181H197ZM203 182V181H202ZM205 182V181H204ZM124 183V182H123ZM130 183H132L131 181H130ZM161 183H163V182H161ZM160 183V184H161ZM167 183V182H166ZM169 183V182H168ZM194 183V182H193ZM233 183V182H232ZM108 183H106V185H107ZM129 184V183H128ZM152 184V183H151ZM165 184V183H164ZM173 184V183H172ZM177 184V183H176ZM181 184L182 185H184L182 182H181ZM191 184V183H190ZM198 184H200V186H201V182L200 183H196V186L198 185ZM203 185L202 186H204V184H206L207 185V183H202ZM105 185V186H106ZM109 185H110V183H109ZM108 185V186H109ZM130 185V184H129ZM137 185V184H136ZM145 184H143V186H144ZM166 185L167 184H165V187H166ZM189 185V184H188ZM205 185V186H206ZM237 185V184H236ZM235 185V186H236ZM112 186V185H111ZM146 186V185H145ZM150 186V185H149ZM148 186V187H149ZM164 186V185H163ZM178 186V185H177ZM191 186H192V184H191ZM193 186H195L194 184H193ZM230 186H232V184L230 185ZM140 187V186H139ZM160 187V186H159ZM162 187V186H161ZM171 186L169 185V188H170ZM184 187H185V185H184ZM186 187H189V186H186ZM109 188V187H108ZM113 188V187H112ZM115 188V187H114ZM136 188V187H135ZM138 188V187H137ZM142 188V187H141ZM145 188V187H144ZM163 188V187H162ZM161 188V189H162ZM175 188V187H174ZM179 188H181V186L179 187ZM189 188H192V187H189ZM198 188V187H197ZM233 188V187H232ZM238 188V187H237ZM236 188V189H237ZM150 189H152V188H150ZM167 189H168V187H167ZM173 189V188H172ZM171 189V190H172ZM231 189V188H230ZM235 189V190H236ZM79 190V192L80 193H82L83 194V196H84V199L83 200H81V201H77V199H76V196H77V191ZM110 190V189H109ZM118 190V189H117ZM136 190V189H135ZM137 190H139V189H137ZM146 191H147V189H145ZM163 190V189H162ZM174 190V192H176L175 191V189H173ZM178 190V189H177ZM191 190H193V189H191ZM218 190V189H217ZM116 191V190H115ZM115 191H113V192H115ZM164 191V190H163ZM180 191V190H179ZM194 191V190H193ZM112 192V191H111ZM119 192V191H118ZM120 192H122V190H120ZM165 192V191H164ZM173 192V191H172ZM117 193V192H116ZM139 193V192H138ZM145 193V192H144ZM166 193V192H165ZM168 193H170V189H169V192ZM186 193V192H185ZM123 194V193H122ZM146 194H147V192H146ZM184 194V193H183ZM231 194H232V192H231ZM93 195V194H92ZM162 195H163V193H162ZM166 195V194H165ZM164 195V196H165ZM188 195H189V193H188ZM191 195V194H190ZM125 196V195H124ZM136 196V195H135ZM139 196V195H138ZM142 196H143V194H142ZM180 196V195H179ZM206 196V195H205ZM212 196H214V197H219L218 195H217V191L216 192H214V190H213V192H212ZM137 197V196H136ZM147 197V196H146ZM186 197V196H185ZM223 197V196H222ZM125 198V197H124ZM183 198V197H182ZM193 198V197H192ZM225 198V197H224ZM93 199H94V197H93ZM189 199V198H188ZM219 199V198H218ZM175 200V199H174ZM173 200V201H174ZM177 200V199H176ZM220 200V199H219ZM130 202H131V199L129 200ZM134 201V200H133ZM132 201V202H133ZM178 201H180V200H178ZM178 201H176V202H178ZM228 201H229V199H228ZM227 201V202H228ZM124 202H125V200H124ZM131 202V203H132ZM136 203V202H135ZM172 203V202H171ZM170 203V204H171ZM230 203V202H229ZM232 203V202H231ZM143 204V203H142ZM167 204V203H166ZM174 204V203H173ZM178 204V203H177ZM183 204H186V203H184V200H183ZM187 204H189V203H187ZM208 204V203H207ZM131 205V204H130ZM130 205H129V207L128 208H130ZM133 205H135V204H133ZM219 205V204H218ZM230 205V204H229ZM150 206V205H149ZM185 206V205H184ZM187 206V205H186ZM185 206V207H186ZM192 206V205H191ZM132 207H134V208H136L135 206H132ZM171 207V206H170ZM188 207V206H187ZM175 208H177V207H175ZM182 208V207H181ZM184 208V207H183ZM216 208V207H215ZM218 208V207H217ZM216 208V209H217ZM137 209V208H136ZM172 210H173V208H171ZM222 209V208H221ZM138 210V209H137ZM218 210V209H217ZM220 210V209H219ZM224 210H225V208H224ZM192 211V210H191ZM136 211H134V213H135ZM141 212V211H140ZM187 212V211H186ZM221 212V211H220ZM219 212V213H220ZM223 212V211H222ZM144 213V212H143ZM188 213V212H187ZM214 213V212H213ZM223 213H226V212H223ZM105 214V213H104ZM108 215V214H107ZM146 215V214H145ZM183 215V214H182ZM181 215V216H182ZM196 215V214H195ZM217 215H218V213H217ZM221 214H219V216H220ZM105 216V215H104ZM109 216V215H108ZM136 216V215H135ZM179 216H180V214H179ZM180 216V217H181ZM197 216V215H196ZM127 217H129V216H127ZM145 217V216H144ZM149 216H147V218H148ZM225 217V216H224ZM104 218V217H103ZM141 218V217H140ZM150 218V217H149ZM201 218V217H200ZM215 218V217H214ZM182 219V218H181ZM223 219V218H222ZM227 219V218H226ZM197 220V219H196ZM154 221V220H153ZM162 221V220H161ZM183 221V220H182ZM228 221V220H227ZM131 222V221H130ZM135 222L136 223H134L133 224V227L134 228H132V229H134L133 231H136V233L138 234V236H139V239H140V243L139 244H142V250L143 251H141V252H143V255H142V260H145V262L147 261L148 263H149V259H152L153 260V264H154V262H157L158 261V258L159 257H157V254H158V252H159V250H160V244H157V240H155V239H152V236L156 233H154V234H152L151 233V229H150V233L149 232H147V230L145 231V229H144V227H145V224H143V221H141L138 217L135 219ZM155 222V221H154ZM169 222V221H168ZM150 223V222H149ZM157 223V222H156ZM166 223V222H165ZM184 223V222H183ZM201 223V222H200ZM127 224H128V222H127ZM130 224V223H129ZM159 224H161L160 222H158V225ZM168 224H170V223H168ZM163 225V224H162ZM185 225H188L187 223L185 224ZM123 226V225H122ZM130 226V225H129ZM149 226H150V224H149ZM148 226V227H149ZM195 226V225H194ZM158 227V226H157ZM191 227V226H190ZM228 227V226H227ZM150 228V227H149ZM160 228V227H159ZM129 229V228H128ZM172 229V228H171ZM199 229V228H198ZM204 229H207V228H205V226H204ZM26 230L27 231H25V232H23V235H20L19 236V239H17L16 241H17V244L19 243V244H21V245H27V246H29V244H30V242H29V240L27 241L26 240V238L28 237L27 235H26V232H30V231H28V229L26 228ZM126 230H127V228H126ZM153 230V229H152ZM155 230V229H154ZM194 230V229H193ZM197 231V230H196ZM205 231V230H204ZM194 232V231H193ZM201 232V231H200ZM41 232L38 230V229H36L35 230V234H40ZM159 233V232H158ZM158 233H157V235H158ZM161 233H162V231H161ZM167 233V232H166ZM131 234V233H130ZM160 234V233H159ZM200 234V233H199ZM159 236V235H158ZM161 236V235H160ZM26 237V238H25ZM117 237V236H116ZM154 237H155V235H154ZM167 237V236H166ZM173 237V236H172ZM29 238V237H28ZM33 238V237H32ZM136 238V237H135ZM138 238V237H137ZM115 239H117V238H115ZM124 239V238H123ZM160 239V238H159ZM166 239V238H165ZM118 240V239H117ZM120 240H122L121 238H120ZM125 240V239H124ZM119 241V240H118ZM117 241V242H118ZM126 241V240H125ZM128 242H129V240H127ZM133 241V240H132ZM143 241V242H142ZM135 243H136V241H134ZM159 242V241H158ZM126 243V242H125ZM133 243V242H132ZM160 243V242H159ZM169 243H170V241H169ZM117 244V243H116ZM127 244V243H126ZM129 245V244H128ZM122 246V245H121ZM134 246V245H133ZM138 246V245H137ZM124 247V246H123ZM195 247V246H194ZM193 247V248H194ZM208 247V246H207ZM24 248V247H23ZM117 248V247H116ZM120 248H122V247H120ZM138 248V247H137ZM16 249H17V247H16ZM135 249V248H134ZM172 249V248H171ZM205 249V248H204ZM124 250H127V249H124ZM128 250H130V249H128ZM132 250V249H131ZM137 250V249H136ZM190 250H193V249H190ZM196 250V249H195ZM198 250V249H197ZM115 251V250H114ZM133 251V250H132ZM131 251V252H132ZM169 251V250H168ZM206 251V250H205ZM126 252V251H125ZM140 252V253H141ZM207 252H208V249H207ZM16 253V252H15ZM112 253V254H111ZM120 253V252H119ZM133 253H134V251H133ZM166 253V252H165ZM114 254H115V252H114ZM118 254V253H117ZM117 254H115V255H117ZM123 254V253H122ZM139 254V253H138ZM125 255V254H124ZM186 255V254H185ZM100 256V255H99ZM101 256H103V255H101ZM118 256H119V254H118ZM140 256V255H139ZM133 257V256H132ZM131 257V258H132ZM189 257V256H188ZM98 258H100V257H98ZM102 258H104V257H102ZM140 258H141V256H140ZM161 258V257H160ZM163 258V257H162ZM186 258H187V256H186ZM107 259V260H108ZM139 259V258H138ZM137 260V259H136ZM140 260V259H139ZM187 260H189V259H187ZM100 261V260H99ZM102 261H104V260H102ZM112 261V260H111ZM167 261V260H166ZM174 261H176V260H174ZM105 262H107L106 261V259H105ZM110 262V261H109ZM115 262V261H114ZM187 262H189V261H187ZM98 263V262H97ZM101 263V262H100ZM112 263V262H111ZM143 263V262H142ZM161 263V262H160ZM118 264V263H117ZM162 264V263H161Z\"/></svg>", "mask_w": 264, "mask_h": 264}]
</instances>
